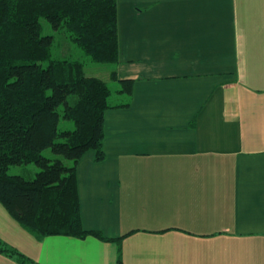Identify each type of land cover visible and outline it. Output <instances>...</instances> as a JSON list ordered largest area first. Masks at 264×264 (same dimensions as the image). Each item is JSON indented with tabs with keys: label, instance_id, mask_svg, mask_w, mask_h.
Here are the masks:
<instances>
[{
	"label": "crops",
	"instance_id": "1",
	"mask_svg": "<svg viewBox=\"0 0 264 264\" xmlns=\"http://www.w3.org/2000/svg\"><path fill=\"white\" fill-rule=\"evenodd\" d=\"M117 38L130 103L76 175L83 227L121 240L8 218L7 242L27 264H264V0H117Z\"/></svg>",
	"mask_w": 264,
	"mask_h": 264
},
{
	"label": "trees",
	"instance_id": "2",
	"mask_svg": "<svg viewBox=\"0 0 264 264\" xmlns=\"http://www.w3.org/2000/svg\"><path fill=\"white\" fill-rule=\"evenodd\" d=\"M64 29L82 59L55 58L53 35L40 34V19ZM117 64V0H0V203L37 240L47 236L109 238L86 229L80 217L76 165L88 151L104 158V115L129 105L133 80L108 83L84 73V63ZM71 122L60 129V121ZM51 152L70 161L50 159ZM33 164V178L8 173ZM7 244V243H6ZM0 242V253L18 263L30 259Z\"/></svg>",
	"mask_w": 264,
	"mask_h": 264
},
{
	"label": "rangeland",
	"instance_id": "3",
	"mask_svg": "<svg viewBox=\"0 0 264 264\" xmlns=\"http://www.w3.org/2000/svg\"><path fill=\"white\" fill-rule=\"evenodd\" d=\"M40 25H41L40 28L41 35H53L54 37V42L51 47L53 57L55 58L71 57L75 59L83 58L82 52L69 41L68 35L64 29L54 30L51 27V25L43 18L40 19ZM115 69H116V65L114 64H98L88 61L84 63L85 75L99 77L108 83L113 93L111 99L112 102H114L113 100L116 97L114 85L117 83L115 81L110 80V73L112 70ZM66 123H68L67 125L71 124V122H64L61 120L59 124V128L60 129L67 128ZM92 152L93 151H88L86 153H88L87 155H90ZM42 154L50 159L60 158L66 165L70 164V161L63 159L60 156L54 155L50 149H45L42 152ZM37 170L38 169L33 164L12 165L8 168V173L12 175H21L25 178L31 179L33 178ZM8 218H10L11 222H15V220L8 215L5 208L0 203V242L5 244L6 243L9 244V242L15 241L16 239L20 240L19 237L20 233H18L17 235L16 232L18 231L11 228V225L8 222L9 220ZM4 259L7 261L9 258L6 257L4 254L0 253V264H3L5 262Z\"/></svg>",
	"mask_w": 264,
	"mask_h": 264
}]
</instances>
